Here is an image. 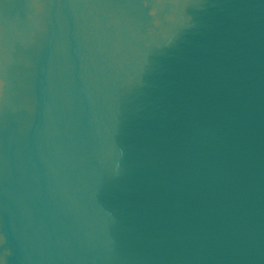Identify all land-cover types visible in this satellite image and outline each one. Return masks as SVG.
<instances>
[{"label": "water", "instance_id": "1", "mask_svg": "<svg viewBox=\"0 0 264 264\" xmlns=\"http://www.w3.org/2000/svg\"><path fill=\"white\" fill-rule=\"evenodd\" d=\"M0 264H264V0H0Z\"/></svg>", "mask_w": 264, "mask_h": 264}]
</instances>
